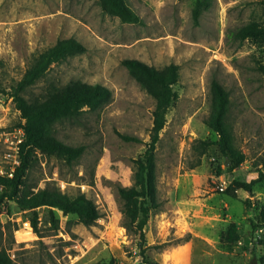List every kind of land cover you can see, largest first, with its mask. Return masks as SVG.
Returning <instances> with one entry per match:
<instances>
[{
	"label": "rangeland",
	"instance_id": "rangeland-1",
	"mask_svg": "<svg viewBox=\"0 0 264 264\" xmlns=\"http://www.w3.org/2000/svg\"><path fill=\"white\" fill-rule=\"evenodd\" d=\"M140 23H123L102 12L97 0H0V82L16 84L33 58L64 38L86 51L54 63L29 91L39 95L49 84L72 80L112 90L99 110L56 125V137L83 152L68 163L36 151L27 182L47 181L74 197L84 193L100 217L89 226L75 215L39 207L38 234L30 210L10 202L0 210V243L16 264H93L115 258L142 261L140 251L158 264H264V228H254L264 209V178L251 192H227L234 179L249 182L264 158V35L242 41L231 31L255 21L264 26V0H209L195 21L196 0H127ZM124 59L155 68L176 64V100L155 148L159 206L139 236L125 226L119 189L134 183L135 161L151 139L153 98L129 75ZM229 94L226 123L233 144L244 155L234 166L205 123L210 112V82ZM12 98L0 95V131L22 123ZM123 136L136 138L125 139ZM201 142H209L203 145ZM229 163V164H228ZM28 223L32 234L20 235ZM237 227L238 240L224 237Z\"/></svg>",
	"mask_w": 264,
	"mask_h": 264
},
{
	"label": "trees",
	"instance_id": "trees-1",
	"mask_svg": "<svg viewBox=\"0 0 264 264\" xmlns=\"http://www.w3.org/2000/svg\"><path fill=\"white\" fill-rule=\"evenodd\" d=\"M105 14L118 17L123 23H140V16L130 7L127 0H97ZM209 4V0H196L192 10L196 21L200 13ZM230 35L240 41L246 38H257L264 35V26L252 21L240 28L231 31ZM86 47L75 38L58 40L54 45L37 54L22 78L9 88L0 82V95L12 98L15 108L20 113L22 127L25 133L20 149V163L16 167L13 177L0 176V210L10 211V202L21 210H30L31 226L38 234V214L36 209L48 207L50 221L58 227V218L55 210L63 215H75L77 221L86 226L92 225L99 217L97 206L84 193L74 197L63 193L57 186L47 181L43 187L35 190L36 186L27 182V171L32 165V156L39 151L48 156H57L71 163L78 159L83 152L80 146L64 143L56 137V125L63 121L78 120L86 111H96L103 107L112 97V90L101 84H90L81 80H72L65 85L49 84L39 95L29 96L28 91L42 79L54 63L66 60L69 57L82 54ZM122 64L127 68L129 75L154 100L152 112L153 121L151 139L141 158L135 161L134 183L130 187H122L119 194L124 204L125 226L127 230L137 234L140 247L145 240V227L150 213L159 206L156 186V156L155 148L159 140V133L166 123V114L169 107L176 100L174 86L178 82L179 67L168 64L163 68H155L138 59H124ZM1 65V62H0ZM259 72L264 75V64L258 66ZM229 94L216 79L210 82V112L205 119L206 125L217 133L218 144L222 152L234 161V166L244 162V155L233 144V137L226 123L229 110ZM125 139L136 140L123 136ZM208 145L209 142H201ZM256 168L257 177L249 182L234 179L230 182L227 192L236 190L251 192L255 183L264 178V158H261ZM264 228V209L254 228ZM237 227L232 223L224 237L228 243L238 240ZM264 242V240H259ZM142 261L136 264H158L147 256L145 248L140 251ZM0 264H16L0 243ZM93 264H120L115 258L105 262Z\"/></svg>",
	"mask_w": 264,
	"mask_h": 264
},
{
	"label": "built area",
	"instance_id": "built-area-1",
	"mask_svg": "<svg viewBox=\"0 0 264 264\" xmlns=\"http://www.w3.org/2000/svg\"><path fill=\"white\" fill-rule=\"evenodd\" d=\"M25 133L22 127L0 131V176L11 178L20 163V149ZM3 186L0 185V191Z\"/></svg>",
	"mask_w": 264,
	"mask_h": 264
},
{
	"label": "bare ground",
	"instance_id": "bare-ground-1",
	"mask_svg": "<svg viewBox=\"0 0 264 264\" xmlns=\"http://www.w3.org/2000/svg\"><path fill=\"white\" fill-rule=\"evenodd\" d=\"M31 234H32V230H31L29 224L25 223V230L22 233H20V235L27 238Z\"/></svg>",
	"mask_w": 264,
	"mask_h": 264
},
{
	"label": "water",
	"instance_id": "water-1",
	"mask_svg": "<svg viewBox=\"0 0 264 264\" xmlns=\"http://www.w3.org/2000/svg\"><path fill=\"white\" fill-rule=\"evenodd\" d=\"M229 164V163H228Z\"/></svg>",
	"mask_w": 264,
	"mask_h": 264
}]
</instances>
